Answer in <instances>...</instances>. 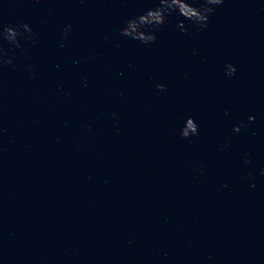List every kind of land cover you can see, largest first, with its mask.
Instances as JSON below:
<instances>
[{
    "label": "water",
    "instance_id": "obj_1",
    "mask_svg": "<svg viewBox=\"0 0 264 264\" xmlns=\"http://www.w3.org/2000/svg\"><path fill=\"white\" fill-rule=\"evenodd\" d=\"M158 6L0 0V264H264V0L122 35Z\"/></svg>",
    "mask_w": 264,
    "mask_h": 264
},
{
    "label": "clouds",
    "instance_id": "obj_2",
    "mask_svg": "<svg viewBox=\"0 0 264 264\" xmlns=\"http://www.w3.org/2000/svg\"><path fill=\"white\" fill-rule=\"evenodd\" d=\"M224 0H202L199 4L196 0H159V6L156 8L149 9L147 12L141 14L138 17L129 19L127 26L122 29V35L131 37L133 39L139 40L144 44H150L156 40L155 31H146L150 26L152 28H159L165 23L166 18L173 11L177 12L179 15L183 16L185 20L190 21L192 24L203 29L208 26L211 15L216 11V7L221 5ZM185 20L179 21L177 27L183 31H188V26ZM71 31V25L65 27V37L67 33ZM25 37L26 39H32L35 43L33 29L28 23H22L18 26L8 25L6 27H0V41L7 40L16 47H22L20 43V38ZM64 46V41H61V47ZM118 46V45H117ZM12 60L8 57L7 53L3 49V44L0 43V65H11ZM14 67V65H13ZM33 66H26V71H32ZM226 74L232 77L236 73V67L232 63H228L225 68ZM35 75V72L32 71ZM157 88L163 90L166 88L164 84H158ZM115 116L116 113H113ZM255 120V116H249L248 121L252 122ZM243 127L242 124L235 125L233 131L239 132ZM119 130V129H118ZM199 128L194 117H188L184 127L181 130V136L184 138H189L190 136L198 134ZM226 147L222 146L221 150ZM245 164L251 161L245 158ZM202 170V169H201ZM264 174V170H262ZM249 178H253V173L248 174ZM227 184H225V187ZM253 187L255 185L253 184Z\"/></svg>",
    "mask_w": 264,
    "mask_h": 264
}]
</instances>
